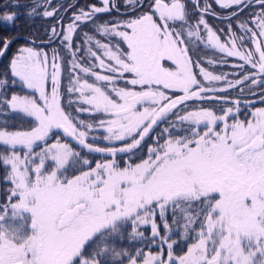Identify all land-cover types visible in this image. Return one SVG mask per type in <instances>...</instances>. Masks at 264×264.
I'll return each mask as SVG.
<instances>
[{
    "label": "snow or ice",
    "instance_id": "snow-or-ice-1",
    "mask_svg": "<svg viewBox=\"0 0 264 264\" xmlns=\"http://www.w3.org/2000/svg\"><path fill=\"white\" fill-rule=\"evenodd\" d=\"M0 264H264V0L0 3Z\"/></svg>",
    "mask_w": 264,
    "mask_h": 264
},
{
    "label": "trees",
    "instance_id": "trees-1",
    "mask_svg": "<svg viewBox=\"0 0 264 264\" xmlns=\"http://www.w3.org/2000/svg\"><path fill=\"white\" fill-rule=\"evenodd\" d=\"M7 2V0H0V3H6ZM214 22V21H213ZM215 23V22H214ZM257 106H259V105H257Z\"/></svg>",
    "mask_w": 264,
    "mask_h": 264
},
{
    "label": "flooded vegetation",
    "instance_id": "flooded-vegetation-1",
    "mask_svg": "<svg viewBox=\"0 0 264 264\" xmlns=\"http://www.w3.org/2000/svg\"><path fill=\"white\" fill-rule=\"evenodd\" d=\"M72 2H73V3H75V2H76V0H72Z\"/></svg>",
    "mask_w": 264,
    "mask_h": 264
}]
</instances>
